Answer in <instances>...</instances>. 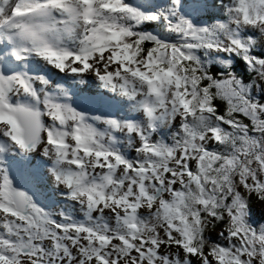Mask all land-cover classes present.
<instances>
[{
	"label": "snow or ice",
	"instance_id": "obj_1",
	"mask_svg": "<svg viewBox=\"0 0 264 264\" xmlns=\"http://www.w3.org/2000/svg\"><path fill=\"white\" fill-rule=\"evenodd\" d=\"M0 264H264V0H0Z\"/></svg>",
	"mask_w": 264,
	"mask_h": 264
}]
</instances>
